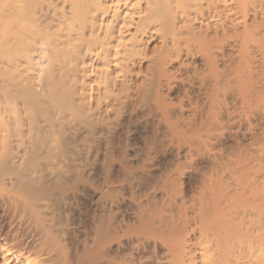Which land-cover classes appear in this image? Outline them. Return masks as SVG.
Instances as JSON below:
<instances>
[{"label":"bare ground","instance_id":"obj_1","mask_svg":"<svg viewBox=\"0 0 264 264\" xmlns=\"http://www.w3.org/2000/svg\"><path fill=\"white\" fill-rule=\"evenodd\" d=\"M251 40L264 44V0H0V219L5 221L0 230V255L3 264H43L42 257L58 243L52 239L57 234L51 238L52 232L48 234V226L55 217L53 212L49 213L53 210L46 197L47 171L52 166L48 167L46 160L57 162L65 156L61 142L64 128L72 123L68 117L79 115L84 124L92 123L102 113L116 114L126 101L142 92H152L158 98L160 79H171L167 66L182 53L188 56L195 51L203 53L206 65L213 70L220 61L217 52L221 53L226 44L234 43L241 57ZM241 62L245 66V59ZM150 77L156 81L152 83ZM65 153L68 156L69 152ZM237 191L229 199L232 203L226 199L228 206L221 201L226 209L225 205L222 210L213 207V214L212 208L209 209L212 215L204 209L201 211V219L195 226L198 235L194 242V238L191 240L193 243L188 240L187 225L176 224L170 211L167 214L172 218H166L165 208L169 209L166 206L170 204L149 212L126 235L147 236L149 232H144L150 227L152 234L162 237L159 240L163 254L156 264H264V220H256L258 213H254L251 204L254 201L246 204L249 199L244 201ZM237 207L241 212H233ZM261 213L260 216L264 214ZM16 218L20 228L16 226L14 230ZM157 225L161 231L157 227L152 231ZM4 228L8 230L2 236ZM31 233L39 236L35 246L27 242ZM122 234L125 236V232ZM101 238L98 233L92 238L97 251L103 246ZM109 242L110 239L104 245ZM33 257L34 260H28ZM139 261L135 263L124 257L119 263L111 264H144Z\"/></svg>","mask_w":264,"mask_h":264},{"label":"rangeland","instance_id":"obj_2","mask_svg":"<svg viewBox=\"0 0 264 264\" xmlns=\"http://www.w3.org/2000/svg\"><path fill=\"white\" fill-rule=\"evenodd\" d=\"M230 42L221 53L217 52L220 61L214 71L206 65L204 54L198 50V53L194 50L193 55L182 53L174 58L167 66L172 80L160 79L158 98L150 91V94L142 92L134 96L136 99L132 97L126 101L120 115L119 112L102 113L101 122L97 118L99 122L93 120V124L86 120L84 124L79 115L74 116L77 119L68 117L72 125L65 126L61 142L63 155L66 156L67 151L68 156H61L64 158L57 162L49 159L45 162L48 167L52 165L47 171L46 197L53 210L48 212L50 215L53 212L55 217L48 226V234L52 232L50 238L57 234L58 237L52 239L58 243H54L57 248L52 245L42 257L43 264H111L119 263L124 257L135 263L141 259L144 264H156L163 254L159 240L162 237L152 234L150 227L144 232L150 235H140L141 238L127 236L129 230L137 228L148 214L170 204L166 206L170 210L165 208L166 214L170 211L176 224L187 225L188 240L193 243L198 235L195 226L201 219V211L204 209L210 215L211 210L212 214L214 210H222L223 205L232 203L230 200L237 190L240 198L249 199L246 204L254 201L251 202L253 206L249 205L258 213L256 220H264V44L248 41L246 51L242 52L245 56L240 57L238 48ZM240 59H245V66ZM243 66L247 68L243 70ZM153 78L157 80L156 75ZM70 127L73 130L69 131ZM228 188L230 192L227 193ZM226 199L230 200L226 202ZM219 201L225 204H218ZM237 209L233 212L239 213L241 208ZM169 215L166 218H172ZM17 224L18 218L13 221L14 230L16 226L20 228ZM156 227L161 231L158 225L151 228L152 231ZM96 233L103 241L98 251L93 248L92 238ZM103 235L107 242L111 241L106 246ZM31 236L27 242L35 246L39 236L33 233ZM138 243L141 245L136 251ZM0 264H3L1 255Z\"/></svg>","mask_w":264,"mask_h":264}]
</instances>
